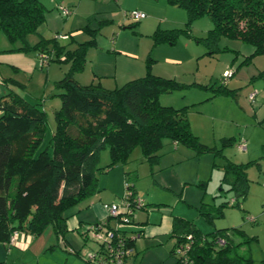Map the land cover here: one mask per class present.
<instances>
[{"label":"rangeland","instance_id":"rangeland-1","mask_svg":"<svg viewBox=\"0 0 264 264\" xmlns=\"http://www.w3.org/2000/svg\"><path fill=\"white\" fill-rule=\"evenodd\" d=\"M39 1L45 8V22L39 26L37 33L27 36L29 45H34L41 37L51 39L56 35L69 36L66 41H59L69 44L70 49L89 40L95 41L96 45L86 53V70L83 69L82 75L77 77L80 83L87 84L90 78L95 77L94 72L104 74L107 71L108 76L102 78L107 79L105 86L112 89L118 81L120 87L126 82L121 78L126 67L136 65L140 68L138 71L144 68L146 72L145 68L149 65L153 75L157 73L159 77L174 79L183 85L179 90L161 94L159 102L174 109L187 108L191 132L201 144L221 149L222 139L233 137L236 140L234 145L222 148L224 157L234 162L242 161L243 151L238 149L241 139L250 155L264 157V54L256 55L245 63L253 51L252 46L226 37L209 43L206 38L212 29V22L208 17L203 16L188 23L186 12L165 0H81L78 12L76 6L79 0ZM60 5L69 7L72 14L63 17L58 10ZM138 6L144 8L147 18L139 23L125 19V13ZM173 29L185 30L186 33H178L172 44H155L156 31ZM114 41L118 42L116 48L113 47ZM22 45L21 42L10 43L0 31V57L6 58L7 62L15 61L19 66L16 70L6 61L0 63V83L3 84L2 77L10 80L8 86H4L7 91H16L47 113L45 139L48 141L55 128L54 112L61 103L57 96L61 91L55 88V82L63 78L69 64L49 61L45 67H41L38 52L18 51ZM145 72L138 73L136 77L144 76ZM225 72L232 75L224 78ZM219 86L231 93H217ZM251 93H256L253 104L248 99ZM157 154L160 156L158 161L150 165L143 159L140 149L135 148L124 165H116L109 173L97 172L98 187L116 175L122 186V193L115 202L118 203L125 195V171L135 183L136 195L141 199L153 197L150 204L156 203V207H162L169 213L173 211L204 232L213 230V223L208 222L201 211L210 210L213 213V205L236 201L234 192L226 191L228 186L222 182L225 170L222 166L226 160L220 156L214 157L212 152L197 154L170 140H164ZM262 159L257 160L260 167L251 165L248 171L251 179L248 183L256 197L249 199V203L254 208H257V199L264 196L259 188L262 186L259 178L264 172ZM109 162V152L105 148L100 152L98 166L104 168ZM93 196L85 202H90ZM237 201L240 208L227 207L225 216L214 221L215 227L245 229L248 216H243V201L240 198ZM75 207L68 211V215ZM87 207L83 205L81 210L86 211ZM75 217L73 215L68 220ZM260 220L257 225H248L249 230H254L249 233L258 235L259 241L251 248L256 255L264 249V214H261ZM82 230L80 233L66 231L62 239L49 225L40 236L32 238L27 251V247L23 252L10 246L7 252L0 246V255L8 257L5 262L11 264H84L83 259L89 252L95 251L98 242L91 234L82 236ZM172 243L173 239L168 238L163 247L168 249ZM140 261L141 264L154 263H149L147 259ZM158 262L173 264L174 257L169 256L163 262Z\"/></svg>","mask_w":264,"mask_h":264},{"label":"trees","instance_id":"trees-1","mask_svg":"<svg viewBox=\"0 0 264 264\" xmlns=\"http://www.w3.org/2000/svg\"><path fill=\"white\" fill-rule=\"evenodd\" d=\"M165 1L183 9L188 23L208 17L212 22L206 38L209 43L226 37L252 46L253 51L245 63L256 55L264 54V0ZM44 22L45 8L39 0H0V31L10 43L23 44L18 51L42 52L52 56L50 61L69 64L63 78L55 82V88L61 91L57 94L61 103L54 112L55 128L48 141L45 139L47 113L43 109L29 103L14 90L9 89L0 95L1 244L7 245L14 232L36 238L49 225L56 236L63 239V234L68 231V211L99 191L97 172L124 165L137 147L143 159L153 165L160 157L157 153L164 140L182 144L197 154L212 152L214 157L226 160L222 182L228 186L226 191L234 192L236 201L233 205L229 202L213 205V213L201 211L208 222L222 218L224 209L229 206L240 208L237 199H245L249 186L246 169L257 162H230L221 151L234 145L236 140L233 137L222 139L221 149L206 147L191 132L187 108L174 109L160 104L161 94L179 90L182 84L153 75L148 65L144 76L120 87L106 89L99 82L81 85L74 76L83 71L86 53L96 45L95 41L80 43L73 50L68 48L69 44H61L55 38L41 37L37 43L29 45L27 36L37 33ZM180 32L185 30L156 31L155 44H172ZM2 83L8 86L6 83L10 80ZM217 93L231 91L219 86ZM105 148L110 162L101 168L98 166L99 156ZM124 175L125 184L137 196L129 173ZM220 190L223 189L220 187ZM145 205L144 201L136 216ZM103 221L109 222L110 219L106 216L93 224ZM134 225L135 220L132 222ZM132 226L122 228V233L128 238L139 234V239L141 231H134ZM82 231L84 236L85 231ZM171 233L176 238L171 250L175 264L252 263L248 251H239L240 247L249 244L251 238L235 242L236 237L245 236L240 228L216 229L203 234L191 221L174 217ZM189 235V248L184 255L176 254L175 248L183 245ZM136 240L127 239L126 246L132 248ZM100 249L98 245L95 251ZM83 262L87 264L85 259Z\"/></svg>","mask_w":264,"mask_h":264},{"label":"crops","instance_id":"crops-1","mask_svg":"<svg viewBox=\"0 0 264 264\" xmlns=\"http://www.w3.org/2000/svg\"><path fill=\"white\" fill-rule=\"evenodd\" d=\"M144 1L146 2V0H144ZM81 3H82L81 0H79L77 2V6H76L77 12L81 6ZM69 6H72V5H69ZM135 10H138V11H141L144 13V8H142V7L138 6V7H136ZM146 18H147V16L144 19H146ZM125 19H127V17ZM117 22L119 23V21H117ZM140 25L142 26V24H140ZM146 25L148 26L149 24H146ZM117 43L115 41L113 42L114 48L117 47V45H118ZM61 44H65V43L61 42ZM70 50H73V49H70ZM4 61H6V58H3L1 56L0 57V63H3ZM7 64L12 65V67H14L16 70H17V68H19V66L16 65L15 61L7 62ZM29 68L31 69L32 65ZM104 68L106 69V67H104ZM85 70H86V66L84 68V71ZM97 70L102 71L101 68H98ZM138 70H140V68H138L136 65H133V66L129 65L128 67H126V70H124L122 72L121 78L126 80V82L133 80V79H136V78H138L136 76H139L138 73L144 74L143 72H145L144 68L141 69V71H138ZM84 71H82L78 75L76 74V76H75V79L79 84L88 85L90 83L99 82L104 88L110 89V88H108V86H105L106 85L105 80H107V79H105V80L102 79L104 76L105 77L108 76L106 74L107 71H105L104 74H102L100 72L101 75H100V73H98L99 71H97V73L94 72L93 75L97 78H100V79L95 80L94 79L95 77L90 78L87 84H83V83H80L78 81L77 77L81 76ZM155 75L158 76L157 73H155ZM140 76H142V75H140ZM2 78H3V81L6 80V78H4V77H2ZM118 84H119L118 81H116L113 88L118 87ZM0 85L2 86V87L0 86V95H3L7 92V88L5 89L4 85L1 83H0ZM241 140H239V145L242 142ZM239 145H238V149H239ZM263 152H264V150H263ZM241 153H243L242 155H244L242 161L234 162V161H232V159H230L228 157H226V159L230 160V162H232L234 164H246L248 162L256 161L259 167H260V164H259V161H257V160L259 158H263L262 161H264V157H253V155H250V152L248 149L247 150L245 149ZM262 156H264V155H262ZM249 168L250 167H248L246 169V176H247L248 181L251 180L249 178V175H248ZM114 169L115 168L110 169V170L105 171V172L109 173L110 171H112ZM125 173H127V172L124 171V174ZM124 179H125V175H124ZM259 180L262 182V186H259V188L264 192V172H263V175L259 178ZM134 184L135 183L133 182V185ZM134 188H135L136 193L138 194V191L136 190L135 185H134ZM98 190L99 191L102 190V191H100L98 194L94 195L90 202L84 201L83 203L77 205L74 208L75 213H73L74 212L73 211L72 214L69 215L67 220L69 218H71L73 215H76L75 219H71V220L66 221L68 231H71V232L75 231L77 233H80V231L83 229V227L87 226V224H93V223H96L97 221L104 220L106 218V215H107L106 210H105V206L110 205L112 203H115L117 201V198L122 193V186L120 185V179L116 178V175H115L113 177V179L102 182L101 185H99ZM254 195L255 194L251 192L250 186H248V191L246 193V197L243 200V206L245 209H243L242 212H243V216L253 217L255 219V222H249L248 221L247 224H244L245 229H243L241 227H234V228H240L241 231H243L245 234L244 237H236L235 242H237V243L240 242L242 238L243 239L244 238H251L249 244L247 246L240 247L239 251L243 252V253H244V251H248L249 256L252 260L251 264H264V249H261V251L258 253V255H256L255 253H252V249H251L252 245L256 244L259 241L258 235L256 233H249V231L254 232L253 228L250 230L248 229L249 224L250 225L251 224L257 225L258 222L261 221L260 220L261 214H264V196L260 200L257 199L258 205H257V208H254L249 203V199L256 198V197H254ZM152 198L151 197L146 198V200H148V201L143 199L145 201V204H146L145 208L137 213L133 230L134 231H141V237L134 242V244L132 246V250H133L132 254L127 259L126 264H141L140 260L143 261L144 259H147L149 261V263L154 262L152 264H158L159 263L158 260H161L163 262V260H165V259L169 258V256H171V250L176 243V238H174L172 233H171L173 218L174 217H179V218H183V219H185V218L180 216V215H177L173 211L171 213H169V212L164 211V209L162 207H159V206L156 207L158 205L156 203L150 204V202H152ZM83 205L88 206L86 208L87 209L86 211L81 210V207ZM224 211H225V209H224ZM224 214H225V212H224ZM224 214H223L222 218L225 216ZM243 219H244V217H242V220ZM225 228H228V227H219V228L215 227L214 222H213V230H209L207 232H204L201 229H199V230L203 234H207V233L212 232L216 229H225ZM231 228H233V227H231ZM168 238L173 239V243L168 249H166L165 247H163V244H164V241ZM16 242L17 243L15 245H12L13 249H17L18 251L21 250L24 252V249H26V247H27V249L25 250V251H27L29 249L30 245L32 244V237L29 235L28 236H25V235L22 236L21 235V236H19V238L17 239ZM0 246L2 247V249L5 248V250L7 252L10 251L9 250L10 246L4 245L1 243H0ZM74 252H76V251H74ZM164 256H166V258ZM7 259H8V257L6 258L5 256L3 257L2 255H0V264H11V263H7V261L5 262V260H7ZM146 264H147V262H146ZM173 264H175V259H174Z\"/></svg>","mask_w":264,"mask_h":264},{"label":"built area","instance_id":"built-area-1","mask_svg":"<svg viewBox=\"0 0 264 264\" xmlns=\"http://www.w3.org/2000/svg\"><path fill=\"white\" fill-rule=\"evenodd\" d=\"M58 10L63 17H68L72 14V10L69 7L64 5L58 6ZM127 19L133 23H137L144 19L146 15L138 10H132L129 13H125ZM67 35H56L55 39L57 40H66ZM52 57V56H51ZM51 57L44 53H39L40 66L45 67L48 62L51 60ZM63 59V57L61 58ZM232 74L230 72L224 73V78L230 77ZM226 80L224 79V82ZM256 98V93H251L248 97L250 103H254ZM246 149V144L242 141L239 145V150L244 151ZM230 205L235 204V201L232 200ZM144 205L143 199L139 196L133 195L128 185L125 184V195L121 198L118 203H112L105 206L107 219L110 221H103L100 224L87 225L84 229L85 234H91L93 239L98 242V245L101 246L99 251H91L85 256V262L87 264H126L127 259L132 254V248L127 247V239L134 241L138 239L139 234H132L129 238L126 234L122 233V228H130L132 222L136 218V211ZM247 221L255 222L253 217H247ZM133 227V226H132ZM24 236V234L19 232H14L9 242L8 246L15 245L19 236ZM26 238V237H25ZM191 236L185 237V243L181 246L175 248V253L179 255H184L186 250L189 248V241ZM222 243V241H220ZM69 251H71L69 249Z\"/></svg>","mask_w":264,"mask_h":264}]
</instances>
